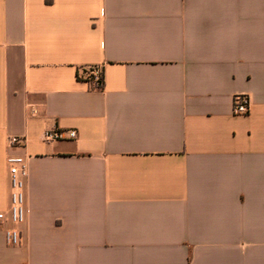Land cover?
I'll return each instance as SVG.
<instances>
[{"label": "crops", "instance_id": "1", "mask_svg": "<svg viewBox=\"0 0 264 264\" xmlns=\"http://www.w3.org/2000/svg\"><path fill=\"white\" fill-rule=\"evenodd\" d=\"M11 154L0 264H264V0H0V211Z\"/></svg>", "mask_w": 264, "mask_h": 264}, {"label": "built area", "instance_id": "2", "mask_svg": "<svg viewBox=\"0 0 264 264\" xmlns=\"http://www.w3.org/2000/svg\"><path fill=\"white\" fill-rule=\"evenodd\" d=\"M87 81L91 88L101 90L104 88L103 69L100 66H92L87 70ZM251 96L247 93H237L234 96V113L246 115L250 113ZM61 131L57 129L47 130L44 134L45 141H53L61 138L76 137L75 130ZM23 139L12 137L11 143L17 145ZM10 172L11 201L8 211H0V228L4 229L5 241L10 245L21 243L22 237L18 227L26 218V180L28 177L27 156L24 154H11L7 158Z\"/></svg>", "mask_w": 264, "mask_h": 264}]
</instances>
